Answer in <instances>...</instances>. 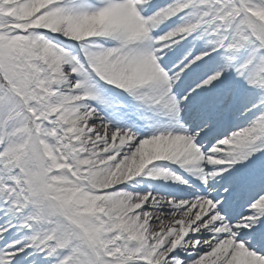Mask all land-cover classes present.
I'll return each instance as SVG.
<instances>
[{
	"label": "snow or ice",
	"instance_id": "snow-or-ice-1",
	"mask_svg": "<svg viewBox=\"0 0 264 264\" xmlns=\"http://www.w3.org/2000/svg\"><path fill=\"white\" fill-rule=\"evenodd\" d=\"M0 264H264V0H0Z\"/></svg>",
	"mask_w": 264,
	"mask_h": 264
}]
</instances>
